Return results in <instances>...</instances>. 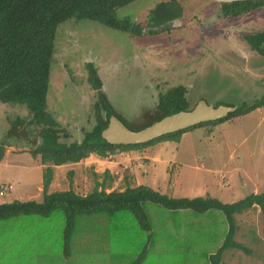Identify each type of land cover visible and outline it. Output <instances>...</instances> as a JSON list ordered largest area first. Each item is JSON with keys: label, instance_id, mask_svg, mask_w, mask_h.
I'll return each instance as SVG.
<instances>
[{"label": "rangeland", "instance_id": "374dc122", "mask_svg": "<svg viewBox=\"0 0 264 264\" xmlns=\"http://www.w3.org/2000/svg\"><path fill=\"white\" fill-rule=\"evenodd\" d=\"M163 1L172 0H135L117 8L114 15L147 30L150 12ZM176 1L175 10L181 7L185 13L183 22L158 33H130L90 20H70L58 27L47 108L72 133L69 140L82 138V130L94 123L98 95L88 80L90 66L102 81L100 90L106 98L133 116L127 121L132 126L150 122L153 117L148 112L158 108V95L175 86L189 89L190 104L200 93L213 97L219 91L229 93L227 103L238 99L251 103L264 95V60L244 39L246 34L264 31V6L224 18L216 1ZM136 111L146 120L134 121ZM28 113L23 104L0 101V140L12 146L0 161V185L13 186L0 196V204L43 198V179L50 166L42 165L40 154H32L34 134L30 131L27 139L32 144L24 146L28 141L19 136L18 127L27 126L20 123L6 138L9 123L26 119ZM207 129L184 131L179 142L162 141L131 150L147 174L140 167L137 175L131 166L136 180H120L115 190L142 184L172 197L210 196L224 203L264 192V107ZM122 163L117 165L118 177L126 173ZM59 175L55 191L73 189L83 196L99 179L90 177L86 183L82 173L78 179L66 172ZM49 186L47 193H52ZM144 209L148 231L127 211L94 223L78 218L68 257L62 237L64 221L57 212L49 219L31 215L0 221V264H131L146 243L141 264H210L209 256L224 241L228 226L220 211L195 215L180 210L175 216L152 202H146ZM235 219V240L250 253L228 249L221 264H264V212L254 206ZM87 224L93 227L90 234Z\"/></svg>", "mask_w": 264, "mask_h": 264}, {"label": "trees", "instance_id": "16d2710c", "mask_svg": "<svg viewBox=\"0 0 264 264\" xmlns=\"http://www.w3.org/2000/svg\"><path fill=\"white\" fill-rule=\"evenodd\" d=\"M135 0H0V101L10 104H23L27 107L28 119H20L12 124V130L23 124L27 128L19 129V136L28 141L30 131L34 134L32 154H40L43 163L51 162L61 165L79 162L89 154L95 153L101 157H109L116 150L127 151L142 149L162 141H179L184 131L216 125L245 115L264 107V95L255 101L243 104L241 108L226 117L216 121L197 124L188 129L163 135L147 143L136 145H113L101 137V131L106 127L108 119L115 114L112 106L106 101V96L100 90L102 81L93 66L89 67V82L91 88L97 91L98 100L95 103L94 123L82 130V139L66 142L71 137L70 132L56 121L47 108V96L50 83L53 55L55 51L56 31L67 21L90 20L110 28L130 32L146 33V27L132 24L129 18L118 19L114 13L117 8ZM176 0L163 1L150 12L148 28L157 27L165 22L184 18V11ZM220 12L224 18L237 17L243 13L259 10L264 6V0H247L233 3H219ZM244 39L252 50L264 55V31H255L244 35ZM186 88L183 85L167 89L158 95V113L153 119L140 126H132L122 120L129 128L139 129L159 120L163 116L184 110L188 107L184 96ZM105 115V119L102 117ZM23 121V122H22ZM30 140L27 142L28 145ZM7 143L0 140V161L3 160ZM51 167L46 169L43 179V198L35 200H14L0 204V221L18 216L38 215L49 219L53 213L61 216L63 225L64 254L68 257L72 233L78 218H85L94 223L103 216H113L119 211L130 212L140 228L151 229L148 215L144 209L146 202L155 203L171 211L175 216L180 210H190L195 215H202L209 210L220 211L227 223V231L223 243L217 251L209 256L210 264H221L223 253L228 249L250 250L235 240L237 224L235 215L259 206L264 212V192L250 193L238 201L224 203L218 198L198 196L193 198L172 197L160 193L147 185L127 186L123 190L106 191L105 187L96 186L83 196L72 189L47 193L51 181ZM23 218V217H22ZM26 218V217H24ZM86 233L92 232V224L84 225ZM104 230L105 225L103 226ZM101 231V228H98ZM150 237V236H149ZM148 244L142 248L137 258L131 264H141Z\"/></svg>", "mask_w": 264, "mask_h": 264}, {"label": "water", "instance_id": "95a60500", "mask_svg": "<svg viewBox=\"0 0 264 264\" xmlns=\"http://www.w3.org/2000/svg\"><path fill=\"white\" fill-rule=\"evenodd\" d=\"M218 3H233L247 0H213ZM183 19H171L157 27H150L147 33H158L174 26L180 25ZM259 54V53H258ZM260 59L264 60V55L260 54ZM260 72V71H259ZM234 91H249L236 89ZM189 89L186 88L184 94L188 107L184 110L163 116L147 126L139 129L129 128L117 114L109 117L106 127L101 131V137L109 144L113 145H136L147 143L157 139L163 135L188 129L200 123L208 121H216L226 117L228 114L235 112L247 102L232 101L227 103V95L229 93L219 91L215 97L213 95L200 93L190 104L188 99ZM220 102V104L218 103ZM250 103V102H249ZM248 104V103H247ZM105 119V115L102 114Z\"/></svg>", "mask_w": 264, "mask_h": 264}, {"label": "crops", "instance_id": "0c3cea01", "mask_svg": "<svg viewBox=\"0 0 264 264\" xmlns=\"http://www.w3.org/2000/svg\"><path fill=\"white\" fill-rule=\"evenodd\" d=\"M27 117H28V115H27ZM23 119H25V118H23ZM9 124H10L9 128L7 127L8 131L6 133V138H9L7 136L8 132L10 130H12V123H9ZM18 129H20V126L18 127ZM80 129H82V126L80 127ZM69 139H71V137H69L67 140L65 139V141L66 142L73 141V140H69ZM81 139L82 138H80L78 141H80ZM177 142H179V141H177ZM165 144L166 143L164 142V145ZM8 146H7V149H6L7 152H9L12 149V146H10V145H8ZM24 146H29V145H27L25 143ZM165 147H167V145ZM147 150H145V151L147 152ZM134 152H131V150H127V151L116 150V152L114 154L110 155L109 157H101V156H99V155H97L95 153H91L86 158H84L83 160H81L79 162H70V163H65V164H61V165H54L51 162H48L49 164L45 165L42 162L43 166H47V167L50 166L51 169H52L51 181H50V184H49L50 185L49 186L50 189H48V191L49 192H54L56 190V189H54V187H56V183L55 182L57 180L58 181L60 180V177L62 175L60 176L59 174L62 173V172H66V174L69 175L70 177H72V179H78L80 177L81 173H82L83 180L86 183L89 180L88 178H90V177L99 178L100 180L96 179L94 181L95 182V184H94L95 186H99L100 188L101 187H105L106 191L114 190L115 189V185L117 187V185H118L120 180H123V179L126 180L127 178H128V180H131V181L132 180H136L135 173H133L130 170L131 166H135L136 167V174L139 175L138 174V170H140V167H142V166H141V164L138 163V160H139L140 157L137 154H133ZM154 160L155 159H153V162H154ZM148 162L149 161H147V165L150 164V162L149 163ZM121 163L125 164V169H126L125 172L127 174L125 173V176L118 177L117 165H119V164L121 165ZM142 168L144 169V167H142ZM144 170H145V172H143V174L145 176L147 174L146 168ZM60 191H63V190H60Z\"/></svg>", "mask_w": 264, "mask_h": 264}, {"label": "flooded vegetation", "instance_id": "af4514ba", "mask_svg": "<svg viewBox=\"0 0 264 264\" xmlns=\"http://www.w3.org/2000/svg\"><path fill=\"white\" fill-rule=\"evenodd\" d=\"M249 45V44H248ZM107 97V96H106ZM105 97V98H106ZM106 101L112 106V108L114 109V111H115V114H117L118 115V117L121 119V120H126V121H129L128 119L130 118V116H132L131 114H124L123 112H122V109H119L116 105H114V104H112L109 100H108V98H106ZM245 104H247V103H245ZM95 105V104H94ZM136 110H138V109H136ZM137 112V111H136ZM135 113V112H134ZM133 113V114H134ZM140 113H141V111L140 112H137V113H135L134 114V121H136V122H142V121H145L146 120V118H141L140 117ZM158 113V108H156V109H150V111L148 112V116H150V117H154L156 114ZM146 115V114H145ZM132 118H133V116H132ZM131 119V118H130Z\"/></svg>", "mask_w": 264, "mask_h": 264}, {"label": "built area", "instance_id": "2783aa9c", "mask_svg": "<svg viewBox=\"0 0 264 264\" xmlns=\"http://www.w3.org/2000/svg\"><path fill=\"white\" fill-rule=\"evenodd\" d=\"M13 186L11 184H1L0 185V196L3 195L5 192L11 190Z\"/></svg>", "mask_w": 264, "mask_h": 264}]
</instances>
